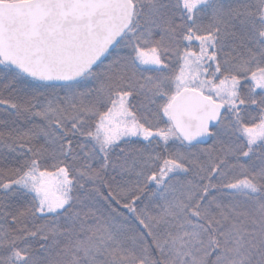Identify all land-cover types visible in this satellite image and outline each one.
I'll use <instances>...</instances> for the list:
<instances>
[{
  "label": "snow or ice",
  "instance_id": "snow-or-ice-1",
  "mask_svg": "<svg viewBox=\"0 0 264 264\" xmlns=\"http://www.w3.org/2000/svg\"><path fill=\"white\" fill-rule=\"evenodd\" d=\"M0 264H264V0H0Z\"/></svg>",
  "mask_w": 264,
  "mask_h": 264
}]
</instances>
